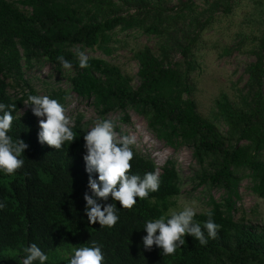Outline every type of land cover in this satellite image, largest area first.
<instances>
[{"label":"trees","instance_id":"1","mask_svg":"<svg viewBox=\"0 0 264 264\" xmlns=\"http://www.w3.org/2000/svg\"><path fill=\"white\" fill-rule=\"evenodd\" d=\"M175 1L169 6L172 0H0V103L15 104L8 135L28 146L21 168L12 175L0 173V264H19L21 250L32 243L48 256L45 264H67L73 248L91 241L101 246L102 264H264V227L256 232L233 217L244 182L264 199V0ZM242 8L244 29L236 33L234 48L253 58L244 69L246 81L240 89L232 87L231 94L219 91L209 115H203L192 76L202 51L211 49L207 34ZM135 34L154 45L131 49L137 63L132 77L112 57ZM77 50L87 59L85 69L78 67ZM58 55L72 69H63ZM40 64L65 73L69 90L90 101L99 120L119 114L127 123L132 111L165 146L188 148L196 165L191 182L221 194L217 200L209 197L208 210L194 216L202 223L211 211L220 226L216 238L201 246L186 235L185 244L170 256L155 246L143 248L144 222L167 213L180 195L170 161L149 198H137L130 209H120L117 202L115 225L88 224L85 128L78 120L74 140L52 149L38 143V119L23 105L27 95H38L25 73ZM65 95L49 97L63 105ZM132 151L131 174L157 171L149 156Z\"/></svg>","mask_w":264,"mask_h":264},{"label":"clouds","instance_id":"2","mask_svg":"<svg viewBox=\"0 0 264 264\" xmlns=\"http://www.w3.org/2000/svg\"><path fill=\"white\" fill-rule=\"evenodd\" d=\"M76 56L78 67L87 68L84 53L77 50ZM56 60L65 70L73 67L62 55H58ZM23 105L38 119V143L58 150L65 142L74 140V121L66 115L64 106L58 100L48 95L29 94ZM13 111H16L15 104L0 103V173L4 175H12L23 166L22 153L28 147L22 140H13L8 135L14 119ZM82 138L85 150L82 160L88 175V193L83 195L84 215L88 224L111 228L119 218L117 202L120 209H130L137 198H149V193L159 189V172H145L143 176L129 172L136 137L119 134L112 119L96 121ZM109 199L112 202L105 203ZM196 214L197 202L190 201L179 208H170L159 218L146 220L142 229L145 235L141 237L143 248L151 250L155 246L161 255L170 256L185 244L186 235L205 246L208 240L216 238L220 226L212 219L211 211L205 213L207 219L202 223L194 220ZM21 251L23 255L19 264H34L37 261L45 264L48 260L46 253L35 243ZM103 260L101 246L91 241L87 246L73 248L67 257V264H102Z\"/></svg>","mask_w":264,"mask_h":264},{"label":"rangeland","instance_id":"3","mask_svg":"<svg viewBox=\"0 0 264 264\" xmlns=\"http://www.w3.org/2000/svg\"><path fill=\"white\" fill-rule=\"evenodd\" d=\"M195 1L200 3V0ZM174 4H176V1L172 0L169 6ZM245 11L246 9L242 8L235 14L221 18L207 34L206 41L211 49L205 52L202 51L199 59L200 68L192 76L196 85L195 98L203 115H209L213 100L219 91L231 94L232 87L235 86L240 89L246 81L244 69L253 61V58L249 54H242L240 53L241 50L234 48L237 40L236 33L244 29L242 20L246 15ZM142 44H147L150 47L154 45L153 40L135 34L128 40L126 49L113 55L112 62L118 65L124 74L134 77L137 72V63L130 51L133 47ZM228 48L233 49L231 54L223 56L222 51ZM89 55L95 56L98 54L90 53ZM24 78L37 91L38 95L51 96L52 93L65 92L63 106L66 115L74 121L73 128L80 120L79 125L87 131L99 120L91 106V102L85 98H80L69 90L65 73L59 75L48 65L40 64L26 72ZM10 94H18V90H10ZM121 117L119 114H114L107 117V119L113 120L114 124L117 125L116 131L119 134L134 135L136 137V143L132 148L149 156L155 162L159 173L165 162L174 163L179 178L180 195L172 201L169 209L179 208L184 202L195 201L197 202V214L207 211L209 197L217 200L221 194L205 187L197 188L196 183L191 182L196 169L191 151L185 147L173 150L156 140L149 132L145 121L133 114L132 111H129L126 115L127 123L120 122ZM37 129L39 131L38 121ZM235 210L236 212L233 214L235 221L243 222L256 232L264 227V199L253 195L247 182H244L239 188Z\"/></svg>","mask_w":264,"mask_h":264}]
</instances>
